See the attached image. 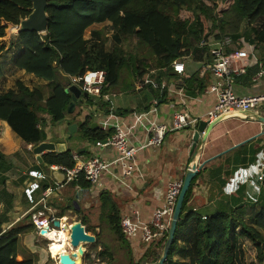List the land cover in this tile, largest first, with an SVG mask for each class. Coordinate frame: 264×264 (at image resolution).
Instances as JSON below:
<instances>
[{
  "label": "trees",
  "instance_id": "trees-1",
  "mask_svg": "<svg viewBox=\"0 0 264 264\" xmlns=\"http://www.w3.org/2000/svg\"><path fill=\"white\" fill-rule=\"evenodd\" d=\"M31 10V0H0V58L13 48L11 30L27 18ZM45 13L47 28L44 33H18L23 52L16 59L15 67L47 82L48 97H44L41 87L29 89L21 82H16L14 89L0 93V133L2 123H7L25 147L44 141L45 122L41 115L49 116L51 124L65 119L71 101L65 90L72 86V79L81 78L87 71L101 70L105 72L103 94L119 86L121 73L128 67L125 51L120 46L122 41L135 38L137 45L149 49L156 69L165 77H177L170 69L173 61L183 57L201 59L206 49H200L198 44L210 36H230L234 42L232 49H248L246 45L249 44L254 45L255 50L264 45V0H47ZM243 22L250 26L249 33H239ZM104 23L113 31L110 52L104 50L99 31L92 33L90 41L85 39L87 30ZM258 70L250 69L249 77ZM133 71L137 74L138 68ZM178 77L184 90L190 93H202L207 83L205 76L201 80L198 75ZM124 89H134V82ZM92 123L91 115L79 123L78 133L82 139L107 142L112 132L94 130ZM70 153L67 150L63 154H44L42 164L71 169L74 162ZM194 181L193 178L185 195L165 264H238L240 241L250 242L256 252L255 259L244 264H264V238L260 232L264 231V205L251 212L252 226L245 222L248 212L241 209L195 216L193 209L187 207ZM71 184L89 186L83 178ZM100 202L102 208H108L111 228L124 243L116 205L106 193L100 195ZM9 209L7 202L0 211V264H40L38 259L27 256L20 246V236L33 228V224L28 223L29 215L9 229L2 228L8 221ZM62 211L59 218L63 217L65 210ZM192 221L195 227L188 249L180 252L189 262L174 261V255L180 251L178 237ZM165 241L151 245L142 264L157 263L160 258L157 250L163 248ZM104 255V252L99 254L100 262ZM19 256L20 262L17 261Z\"/></svg>",
  "mask_w": 264,
  "mask_h": 264
},
{
  "label": "crops",
  "instance_id": "crops-1",
  "mask_svg": "<svg viewBox=\"0 0 264 264\" xmlns=\"http://www.w3.org/2000/svg\"><path fill=\"white\" fill-rule=\"evenodd\" d=\"M106 25L107 23L93 25L85 32V39H93L92 33L99 31L95 27ZM104 31L113 33L112 30ZM100 33L102 37V32ZM87 34L88 36H86ZM110 34L109 36L112 38L113 34ZM16 39L12 50L0 58L2 70L0 93L13 89L8 88L9 84L5 86V82L9 81L8 76L16 77V80H12L14 84L16 82H29L37 83L41 87L48 84L15 67L16 59L23 52L18 34ZM246 46L248 49L243 50L253 54L257 63L250 66L246 74L233 79L234 92L240 96L264 94V85L254 86L251 81L253 75L249 77L250 69L258 68L260 71L264 68V45L258 46V50L253 49L254 45L247 44ZM208 61L204 55L201 59L186 57L185 60L186 72L184 75L189 77L198 75L199 80L203 76L207 78L205 89L200 94L185 91L183 85L179 83L178 76L165 77L162 75V71L153 68L151 71L148 70L149 74H143L141 78L137 79L138 81L134 82V89H132L134 91L130 93L144 92L137 94L124 107L120 104L126 103L124 99L109 102L107 101V94H102L104 104L101 105L102 102L97 101L92 103V108H86L80 98L76 103L74 113L72 115L66 114L65 119L59 123L51 124L49 116L41 115L45 122L43 142L64 145L65 151L77 152L83 162L96 156L102 159H110L112 156L108 149L97 148L96 142L80 137L78 125L87 115H91L93 123L97 124L94 130L99 129L100 132L104 133H113V128L118 122H125L129 128L128 136L131 144H139L144 141L146 129L155 117L159 122L168 123L173 113L187 112L191 116L201 117L204 120L206 114L212 110L216 103L215 97L206 93L210 81L206 69ZM153 71L155 72L151 75ZM146 77L153 81L161 79L166 81L168 85L174 87L172 93L168 94L166 90L151 92L145 89L136 90L137 84ZM24 85L33 89V87ZM47 97L48 95L45 98ZM106 104H109V107L106 108ZM259 115L264 117V108ZM72 124L77 125L76 131L74 134H68V127ZM193 132L190 128L171 132L166 135L160 148L139 152L134 157L135 170L130 178H121V171L117 167L109 169L101 178V191L96 196L90 197L87 188L73 184L64 185V178L62 181L58 175L55 176V170L52 171L51 166L46 167L42 163H38L32 153L35 146L28 145L25 147L7 123L3 122L0 133V154L2 155L0 160V211L7 202L10 203V209L7 214L8 221L2 228L9 229L37 211H42L49 217L54 216L61 219L62 228H64L65 223L80 220L84 224L86 232L95 236L97 247V252L93 253L92 248L84 246L85 254L81 264H87L89 258L93 261L94 259L98 260L99 254L102 252L105 255L102 262H99L109 264L113 261L114 256L109 250L97 243V236L100 235V229L97 227L99 217L96 218L94 212L99 211L102 215L101 209H104L110 214L108 208H102L100 195L106 193L110 196V200L116 205L120 219L124 215H131L132 221L147 224L151 220L153 210L160 205L152 195V190L159 189L164 192L169 182L183 179L193 161L197 164V172L191 189V199L187 206L194 209L195 216L200 213L209 215L221 210L241 209L248 212L245 222L252 226L251 212L257 211L260 206L264 205V126L253 120L225 117L210 131L204 145L202 146L201 142L198 141L194 151L190 154ZM256 149H259L260 152H257ZM261 176L262 180H259ZM56 177L62 181L60 184H58ZM58 186L64 189L58 191L60 188ZM51 187L57 188V190L45 200V206H43L41 203L42 192L45 188ZM32 208L34 210H31ZM62 210H65L63 217L59 218ZM134 211H137L138 215H133L132 212ZM107 219L109 221V217ZM28 223H31V220H28ZM90 227H94L93 230ZM194 227L195 223L192 221L188 224L187 229L179 235L178 246L180 251L174 255V261L189 262V259L182 257L180 252L184 253L188 249ZM64 231H52L50 234H59ZM50 234H46L43 238L38 237L33 226L32 230L20 236L21 250L27 256H31L37 253L33 250L34 248L39 249V246H35L36 244L47 242V249H45L43 256L41 254L35 259H38L40 264L48 261H51V264H58L56 260L58 256L53 258L52 255V246L60 247L63 242L60 239H49L48 235ZM139 239L140 236H137L130 242L125 239L124 243L120 241L125 247L123 250L125 249L126 256H132L128 264H136L138 260ZM52 241L59 243L53 244ZM155 247L159 248V245ZM64 249L68 251L71 249L67 241ZM162 250L163 248L157 250L159 256H161ZM17 261H22L21 256L17 257Z\"/></svg>",
  "mask_w": 264,
  "mask_h": 264
},
{
  "label": "built area",
  "instance_id": "built-area-1",
  "mask_svg": "<svg viewBox=\"0 0 264 264\" xmlns=\"http://www.w3.org/2000/svg\"><path fill=\"white\" fill-rule=\"evenodd\" d=\"M233 44V39L230 36L221 38L210 36L201 40L198 44L200 49H206L204 57L209 60L206 69L209 73L210 81L206 93L213 95L216 99L214 107L204 117V121L208 122V124L235 112L248 111L260 114V111L264 108V94L240 96L234 92L233 79L246 74L250 66L256 64L257 61L253 54L243 49H232ZM185 60L186 57H183L171 63L170 69L177 76H181L186 72ZM147 78L149 77L144 78L143 81L137 84L136 90L145 89L150 92L166 90L168 94L172 93L174 87L168 85L166 81L162 79L153 81ZM251 81L254 86L264 85V68L256 72L252 76ZM71 82L72 85L79 88L81 94L85 93L88 98L102 100V89L105 83L104 71H87L81 78L72 79ZM88 98H82V102L84 103ZM201 120V117L191 116L187 112L173 113L168 123L159 122L155 117L150 121L146 129L144 141L139 144H131L128 136L129 128L125 122L120 121L113 128V133L107 142L96 144L97 148L109 150L112 156L110 159H102L96 156L83 162L77 152H71L70 157L74 162L73 168L51 166L50 169L59 171L64 175V185H69L83 178L89 184L87 188L89 196H96L102 188L101 178L109 169L113 167L119 168L123 179L132 177L135 170L134 157L139 152L146 149L160 148L166 135L171 132L189 128L195 131L198 122ZM259 180H262V176L259 177ZM182 184L183 179H176L167 184L164 192L159 189L152 190V195H154L155 200L160 205L153 210L149 223L134 222L131 215H124L120 219V232L127 242L140 236V248L137 251L138 260L136 264H142V258L151 245L161 243L166 239ZM56 190L57 188H47L42 192L41 203L43 206H45V200ZM31 210H34V208ZM132 213L135 216L138 215L137 211ZM30 220L35 228L36 235L41 238L55 230L52 227L54 220H58L61 223V219H57L54 216L49 217L42 211L32 213ZM42 232L44 233L42 234ZM56 260L58 263V259Z\"/></svg>",
  "mask_w": 264,
  "mask_h": 264
},
{
  "label": "water",
  "instance_id": "water-1",
  "mask_svg": "<svg viewBox=\"0 0 264 264\" xmlns=\"http://www.w3.org/2000/svg\"><path fill=\"white\" fill-rule=\"evenodd\" d=\"M31 1H32L31 14L27 18L20 21L17 28L18 29L17 34L26 33V32H34V33L42 34L46 31L47 15L45 13V9L47 5V0H31ZM65 93L70 94V100H71L66 111L68 115H72L74 113L76 103L78 102L81 96L85 99L88 98L87 94L85 93L81 94L79 88L74 85L68 87L65 90ZM229 116L234 118H240L242 120H253L254 122L264 126V117L259 114H255L253 112L241 111V112H235L234 114H231ZM225 117L228 116L220 117L214 120L213 122H211L210 124H208V122L204 120L198 122L196 130L193 132L192 135V146H191L190 154H192V152L194 151L198 141L201 142L200 144L202 146L204 145L210 131L216 126L218 122H220ZM96 127L97 124L92 123L91 128L95 129ZM76 128H77L76 124L70 125L67 130L68 134H74ZM64 152H65L64 145H59V144L55 145L49 142H41L32 149L33 155H35L37 162L40 164L42 163L41 156L44 155L45 153L63 154ZM196 165H197L196 162L193 161L189 165L185 173V176L183 178L182 188L174 208V213L170 222L166 241L157 264H165V261L167 259L169 249L173 243L176 226L179 221L185 195L190 187L192 179L194 178L197 172ZM54 174L55 176L58 175L60 179H62L63 181L64 175L61 172L55 171ZM56 180H58V184L62 182L57 177ZM52 227L57 231H60L62 229L61 223L58 220H54L52 222ZM66 228L68 230L67 237H68L69 247L72 249V251H67L64 254L63 253L59 254V256L57 257L58 264H76V263L81 264L82 258L84 257L85 254L84 246L94 245L96 243V238L95 236L86 232L85 227L83 226L80 220L66 223ZM43 233L44 232H42V234Z\"/></svg>",
  "mask_w": 264,
  "mask_h": 264
},
{
  "label": "rangeland",
  "instance_id": "rangeland-1",
  "mask_svg": "<svg viewBox=\"0 0 264 264\" xmlns=\"http://www.w3.org/2000/svg\"><path fill=\"white\" fill-rule=\"evenodd\" d=\"M17 28H18V26L11 30V34L13 36L14 42H16V40H17L16 39L17 30H18ZM95 28H96V30H99L100 32H102L101 38L104 41V50L106 52H110L113 48V41L109 36L110 32L104 31V30H109L108 27L107 26H102V27L98 26ZM249 29H250V26L247 25L246 22H243L239 27V33H242V34L249 33V31H250ZM112 34H110V35H112ZM86 36H88V34ZM120 46L125 51V54H126L125 57L128 59V67L124 68L122 73H121L119 86L111 89L106 94L108 96L107 101H109V102H111V101L114 102V100L116 101L118 99H124L126 101V103L125 104L120 103L124 107V106L128 105L129 104L128 102L129 101L131 102L132 101L131 99H134L137 96V94H142L140 92H144V91H140L138 93H130L134 90H126L124 88H126L130 84H133V82L138 81L137 80V78L139 77L138 75H142L145 73L149 74L148 70L151 71L153 68H156V66H155L156 61H155V58L149 49L136 44L135 38L122 41ZM256 49L258 50V47H256ZM11 56H12V54H11ZM134 68H138L137 74L133 71ZM8 79L10 82L9 81H8L9 83L5 82V84H6L5 86H7L9 84L8 88L14 89L15 84H14V82L12 83V80H14V79L16 80V77L13 78L11 76H8ZM23 83L30 86V87L38 86L37 83H29V82H23ZM46 86H43V87L38 86V87L42 88V92H43L44 97H46L49 94V87L48 86L46 87ZM121 88L124 90H122ZM113 93H115V94H113ZM82 98L80 99V101H83ZM97 101L103 103L102 100H98V99L89 97L88 101L84 102V106L86 108H92V103L97 102ZM110 105H112V104H110ZM105 107L106 108L109 107V104L108 105L106 104ZM256 150H257V152H260L259 149H256ZM51 188H53V187H51ZM58 188H59L58 191H62L64 189L61 186H58ZM101 213H102V215L99 213V211L94 212V215H96V218L99 217L97 220V224H98L97 227L100 229V235L97 236V243L99 245L101 244L104 248L109 250L112 253V255L114 256L113 261L110 262L109 264H128V262L131 261L132 256H130V255L126 256V253L124 251L125 249L123 250V248H125V247L119 241L116 234L112 231L111 225L107 219L110 216V214L107 213V211L104 209H101ZM99 214H100V216H99ZM93 228L94 227H90L91 230H93ZM261 233H262L263 238H264V231H261ZM35 246L36 247L39 246L38 247L39 249L34 248L33 250L35 252L37 251V253H34L31 256L34 258L39 257L41 254L43 256V253H45V249H47L46 248L47 242H41V243L36 244ZM89 247H90V249L91 248L93 249V250H91L93 253L97 252L96 244L89 246ZM263 252H264V245H263ZM255 255H256L255 249L251 245L250 242H247V241H244V242L240 241L239 242V247L237 250V257H236L238 264H244V263L251 262L252 260L255 259ZM100 260L101 259H98V260L94 259V261H93L92 259L89 258L88 259L89 262L87 261V264H93V263L101 264L99 262ZM158 261H157V263H158ZM49 264H51V261Z\"/></svg>",
  "mask_w": 264,
  "mask_h": 264
},
{
  "label": "bare ground",
  "instance_id": "bare-ground-1",
  "mask_svg": "<svg viewBox=\"0 0 264 264\" xmlns=\"http://www.w3.org/2000/svg\"><path fill=\"white\" fill-rule=\"evenodd\" d=\"M63 223H64V221H63ZM62 227V226H61ZM64 228H62L60 231H64V230H66V231H64V232H61V233H59V234H55V233H52V234H50V233H48V234H50V235H48V237H49V239H53V240H57V239H60V240H62V245L60 246V247H56L55 245L54 246H52V255H53V258H55L56 256H59L58 254H61V253H66L68 250L67 249H64V246H65V242L67 241V244L69 245V242H68V238H67V235H66V232L68 231L67 230V228H65V225L63 226ZM54 231H57V230H54ZM60 231H57V232H60ZM53 242V244L54 243H59V242H57V241H52ZM51 242V243H52ZM49 249V248H48ZM63 249V250H62ZM62 250V251H61ZM61 251V252H60ZM70 251H72L71 249H70ZM57 259V258H56ZM77 264V263H76Z\"/></svg>",
  "mask_w": 264,
  "mask_h": 264
}]
</instances>
